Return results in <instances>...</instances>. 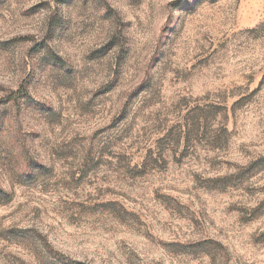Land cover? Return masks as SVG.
I'll return each instance as SVG.
<instances>
[{
  "label": "rangeland",
  "instance_id": "rangeland-1",
  "mask_svg": "<svg viewBox=\"0 0 264 264\" xmlns=\"http://www.w3.org/2000/svg\"><path fill=\"white\" fill-rule=\"evenodd\" d=\"M0 264H264V0H0Z\"/></svg>",
  "mask_w": 264,
  "mask_h": 264
}]
</instances>
